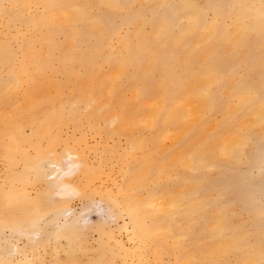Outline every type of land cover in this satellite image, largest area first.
<instances>
[{"label":"bare ground","instance_id":"6f19581e","mask_svg":"<svg viewBox=\"0 0 264 264\" xmlns=\"http://www.w3.org/2000/svg\"><path fill=\"white\" fill-rule=\"evenodd\" d=\"M0 264H264V0H0Z\"/></svg>","mask_w":264,"mask_h":264},{"label":"rangeland","instance_id":"374dc122","mask_svg":"<svg viewBox=\"0 0 264 264\" xmlns=\"http://www.w3.org/2000/svg\"><path fill=\"white\" fill-rule=\"evenodd\" d=\"M80 201H76V204H75V207L76 208H80L81 207V203H79ZM80 206V207H79ZM93 213H95V214H93ZM91 216H92V218L94 219V220H96L97 219V215H96V212H94V210L92 211V214H91Z\"/></svg>","mask_w":264,"mask_h":264}]
</instances>
